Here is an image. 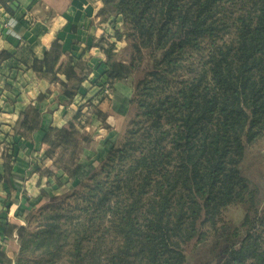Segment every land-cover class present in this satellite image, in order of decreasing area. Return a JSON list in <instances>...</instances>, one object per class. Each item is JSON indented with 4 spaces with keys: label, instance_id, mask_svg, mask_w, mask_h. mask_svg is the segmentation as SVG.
I'll list each match as a JSON object with an SVG mask.
<instances>
[{
    "label": "trees",
    "instance_id": "1",
    "mask_svg": "<svg viewBox=\"0 0 264 264\" xmlns=\"http://www.w3.org/2000/svg\"><path fill=\"white\" fill-rule=\"evenodd\" d=\"M103 2L122 17L114 36L128 46L119 55L116 43L102 38L108 69L94 81L97 101L79 105L67 126L49 129L45 157L71 179L82 171L88 126L96 115L105 119L98 105L105 84L114 90L116 81L131 79L134 111L106 159L75 185L85 203L79 214H53L66 208L49 204L30 210L26 226H7L19 232L17 264H99L83 245H98L112 232L118 254L108 264H129L131 257L121 256L135 246L142 254L137 264H194L190 253L198 247L210 250L213 264H264L263 193L242 172L247 145L264 138V0ZM58 60L46 58L48 69L54 72ZM22 114L13 153L4 154L7 174L20 138L41 121L35 106ZM243 204L236 225L227 211ZM109 214L112 231L96 236ZM65 252L71 257L62 263Z\"/></svg>",
    "mask_w": 264,
    "mask_h": 264
},
{
    "label": "crops",
    "instance_id": "2",
    "mask_svg": "<svg viewBox=\"0 0 264 264\" xmlns=\"http://www.w3.org/2000/svg\"><path fill=\"white\" fill-rule=\"evenodd\" d=\"M116 28L123 30L122 17L111 13L103 0H0V54L15 55L0 60V249L6 255L0 264H17L20 249L18 229L7 232V226H26L30 210L86 179L106 159L134 111L131 79L116 81L110 94L105 84V98L98 104L105 119L96 115L88 126L91 139L81 156L82 171L71 179L45 157L49 129L67 126L73 110L97 98L100 87L94 81L108 69L102 38L115 42L119 55L127 48L125 38L114 36ZM57 55L53 72L46 58L54 63ZM30 105L40 111L41 121L20 138L7 174L4 154L13 153L20 137L15 132Z\"/></svg>",
    "mask_w": 264,
    "mask_h": 264
},
{
    "label": "rangeland",
    "instance_id": "3",
    "mask_svg": "<svg viewBox=\"0 0 264 264\" xmlns=\"http://www.w3.org/2000/svg\"><path fill=\"white\" fill-rule=\"evenodd\" d=\"M233 28V27H232ZM232 35V33L230 32L229 34L224 35V38L227 40L229 38V36ZM224 39H219V42H221ZM209 49L208 48V43H206V48H204V53L207 54L209 53ZM195 60L197 59V57H194ZM195 62V61H194ZM184 75H186L185 73H183ZM242 172L245 176H247L250 181L251 184L254 188L257 189V193L261 192L263 193V205H264V138L261 142L256 143L255 145L251 146L250 144L247 145V155L246 158L242 164ZM82 188V187H80ZM52 189H57V187H53ZM64 189L66 190L65 193L57 195V197L55 199H53L52 201H50L49 203L37 206L34 209V214L39 213V211H45L48 208V205H56L62 208H66L65 210H57V211H52L53 214H57V213H69L70 211V215L72 214H79V207L85 205V203L82 201V199H84V197L81 195V197H78V194L75 195L76 193H74L76 187H72L70 188V186H65ZM247 204H243V205H235V206H230L228 209V218H232L235 222L236 225H239L244 217V214L246 213V209H247ZM110 217L111 214L107 215L103 220V225H102V230L100 232H97L95 235L96 236H101L103 235L105 237V234L107 233L105 230L107 228L110 229V231H112L111 229V221H110ZM231 220V219H229ZM37 220H35L36 222ZM34 222V224H36ZM108 234H112L111 236H108V238H104L102 242H99L98 245H83L84 250L90 249V250H94V252L90 255V261L91 259H96V257H98V262L99 264H108V260L109 258L113 255V254H118V249H117V245H113V241L117 242L119 240H115L114 239V234L112 233H108ZM72 240V239H70ZM111 242L112 245H108V242ZM108 246V248H107ZM113 246V249L111 250L110 247ZM201 247V246H200ZM67 248V247H66ZM191 259H193L194 264H213L215 262V260L212 258L211 254H210V250L208 248L205 247H201V248H197L195 251L190 253ZM31 260L34 261V254L31 253L30 254ZM70 255L68 252H65L62 257L60 258V261H62V263L64 261H68L70 259ZM129 258L127 259L128 261L130 260L131 262H129V264H137L139 262L140 257H142V254L140 253V250L137 246H135L132 250H130L127 254H124L123 256H121V258H123L125 260V258ZM120 258V259H121ZM97 260V259H96ZM89 261V260H88ZM95 262V261H94ZM66 264H71L70 262L66 263ZM97 264V263H95Z\"/></svg>",
    "mask_w": 264,
    "mask_h": 264
},
{
    "label": "built area",
    "instance_id": "4",
    "mask_svg": "<svg viewBox=\"0 0 264 264\" xmlns=\"http://www.w3.org/2000/svg\"><path fill=\"white\" fill-rule=\"evenodd\" d=\"M10 23H11V24H10L11 26H14V24H15V20H14V21H11ZM106 93H107V94H110V93H111L109 87L106 88Z\"/></svg>",
    "mask_w": 264,
    "mask_h": 264
}]
</instances>
